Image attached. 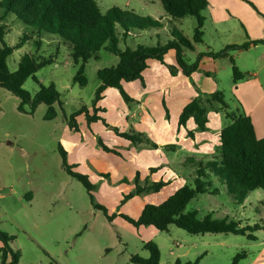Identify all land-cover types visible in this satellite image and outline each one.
Masks as SVG:
<instances>
[{"label": "rangeland", "instance_id": "1", "mask_svg": "<svg viewBox=\"0 0 264 264\" xmlns=\"http://www.w3.org/2000/svg\"><path fill=\"white\" fill-rule=\"evenodd\" d=\"M97 1L103 14H108L112 7H118L132 10L145 19L161 20L164 25L159 29L136 30L144 35L136 39L128 37L126 45L119 33V48L122 50L126 47L135 49L137 45L152 47L171 41V20L185 38L193 41L196 19L189 16L179 20L164 18L158 0ZM2 23L6 27L5 44L16 47L7 58L8 70L15 72L26 54L39 59L54 57V63L36 72L35 79L28 78L23 89L34 96L39 90V83L43 86L53 84L61 100V106H55L57 117L44 120L46 105L40 104L33 115L21 113L17 110L20 100L0 88V231L14 237L10 246L19 253L18 264H133L131 256L148 258L149 253L143 246L149 241L159 248V264H174L177 260L185 263L198 258L199 264H231L234 256L242 252H247V258L238 264H255L259 248L245 236L190 235L174 226L166 232L152 227L135 230L120 218L109 223L101 212L93 209L84 187L62 168L58 143L67 147V162L78 165L76 171L88 175L94 184L92 194L96 204L105 206L110 214L121 212L132 218L139 217L144 205L161 204L180 186L193 185L195 168L185 165L183 158L198 154L190 152L194 142L188 138L175 140L174 137L180 111L190 100L187 95L178 89L164 92L152 83L141 97L142 116L134 121L122 117L125 103L121 98L115 100L110 97L107 103L106 119L116 123L114 128L118 132L139 134L151 142H162L165 144L160 145L162 150L144 142L133 144L121 139L100 122L95 123L91 134L85 115L76 119L77 122L79 120L80 133L73 132L69 129L68 117L82 107L92 113L91 103L100 86L96 73L100 69L116 66L118 57L101 50L98 59L89 60L85 66L86 86L73 85L77 68L70 59L67 46L61 45L54 36L44 34L38 37L36 33L26 31L14 16L5 17ZM236 25L234 22L230 26H213L204 20L203 43L195 44L194 52L184 49L186 61L193 63L196 56L206 52L207 48V51L218 53L227 46H235L236 49L228 51V55L234 58L241 73L260 70L261 63L257 58L263 56L264 44L250 50L239 48L252 41L243 28ZM38 41L40 48L36 47ZM214 66L218 69L217 73H213ZM203 71L204 74L210 73L207 78L200 79L202 83L199 86L203 89H195L197 86L194 84V98L203 96L206 100L211 92L219 91L232 107L234 84L229 60L219 58L214 65L205 66ZM259 77L264 82V71H259ZM130 107L132 110L135 108L132 104ZM219 107L220 104L214 102L209 110L211 112L214 108L219 113L222 129L225 120ZM23 108L29 113L28 105ZM98 115L102 117L104 113ZM212 139L211 156L215 161L219 159V147L217 137ZM99 140L116 154L102 151ZM172 144L177 145L173 151L163 148ZM199 144L197 141L194 146ZM201 161L211 160L202 158ZM136 172L139 173V186L147 188L163 182L166 187L159 193L146 191L121 206L123 196L135 189ZM211 179L215 180L212 188L220 189V193L197 195L189 202L185 212L196 211L198 218L210 214L217 219L228 212L242 223L264 227L261 221L264 218V194L261 190L251 192L250 198L241 207L226 194L217 178L211 176L208 181ZM229 219L232 220V217ZM254 235L262 239L264 231L258 230ZM1 260L0 255V264Z\"/></svg>", "mask_w": 264, "mask_h": 264}, {"label": "trees", "instance_id": "2", "mask_svg": "<svg viewBox=\"0 0 264 264\" xmlns=\"http://www.w3.org/2000/svg\"><path fill=\"white\" fill-rule=\"evenodd\" d=\"M160 1L164 13L175 20L185 17L196 19L193 41L188 40L183 34L172 25L170 33L172 40L165 44L146 47L137 45L135 49L129 47L123 50L119 48L120 38L126 45L131 30L143 31L149 28H160L162 25L152 18L148 19L136 14L132 10H122L112 7L108 14H103L97 0H0V88L10 92L20 100L17 110L21 113L33 115L40 104L47 106L44 120H53L57 117L56 105L61 106L60 94L53 84L43 86L39 83V90L34 96L23 89V85L28 78L35 79V74L45 66L54 63V57L39 59L34 55H24L19 61L15 72H10L7 68V58L16 47L5 44L6 27L3 19L14 16L25 26L26 31L34 32L38 37L48 34L56 37L61 45H65L70 50L69 56L75 65L76 74L73 78V85L85 87L87 79L85 77V66L89 60L98 59V53L105 50L118 57L116 66L104 68L97 71L96 76L100 82L91 103L92 113L85 107L72 113L67 123L69 129L78 133L77 117L85 115L87 127L90 130L91 124L100 122L105 128L112 130L115 136L133 144L144 142L154 149L158 145L149 141L139 134L120 133L114 127H110L98 113L104 110L98 107V103L103 100L104 92L107 89H116L125 104L133 102L132 98L124 90V83L143 81V72L147 68L149 60L164 63V57L170 52L175 53V66H166L172 76L178 70L185 77H190L199 69V64L204 57H209L214 61L228 59L233 72V84L246 79V75L241 73L228 51L236 49L235 46H228L218 53L206 52L197 55L196 60L189 64L184 56V49L194 51L195 44H202L203 40V12L208 6L207 0H158ZM26 36L22 41H25ZM40 40V38H39ZM250 44H264V40L252 41L239 48L246 49ZM40 41L36 42V47L40 48ZM210 107L214 102L220 104L218 109L223 115L225 125L220 131L219 159L215 161H196L194 159L185 160L184 164L195 168V178L193 185L184 184L177 189L161 204H146L137 218H132L123 213H109V210L100 204H96L93 198L94 184L86 174L76 171L78 165L67 162L68 153L61 143L57 144V151L61 159L64 172L72 179L80 183L88 195L91 206L94 210L103 214L107 222L111 223L120 218L135 230L142 227H152L159 232L168 231L174 226L190 235L204 234H232L245 236L250 241H255L254 233L263 230L264 227L256 225L242 226L241 222L228 220L227 218H213L207 214L203 218H198L196 211L185 212L189 202L199 194H219L217 188L211 189L208 178L214 176L225 186L226 194L237 204H241L251 192L261 190L264 192V138L258 139L255 134L251 119L246 115L235 101L231 107L225 100L221 92L209 95L206 99ZM24 105L30 107L29 113L23 108ZM214 109V108H213ZM208 108L204 104L202 97H197L189 102L181 111L178 119V127L185 128L187 122L192 119L198 131L204 132L208 123ZM188 137L194 139V134L188 132ZM98 143L102 151L114 153V150L106 147L100 140ZM167 146L164 148H173ZM139 173L136 172L135 189L123 196L120 203L122 206L126 201L146 191L159 193L166 184L156 183L151 187H141L138 184ZM14 237L0 231V255L1 264H18L19 253L10 246ZM143 248L149 253L148 258L137 255L131 256L130 262L133 264H159L160 251L155 243L149 241ZM246 253L242 252L234 256L231 264H238L245 259ZM9 259V262H7ZM200 258L195 261L185 263L177 260L174 264H199Z\"/></svg>", "mask_w": 264, "mask_h": 264}, {"label": "crops", "instance_id": "3", "mask_svg": "<svg viewBox=\"0 0 264 264\" xmlns=\"http://www.w3.org/2000/svg\"><path fill=\"white\" fill-rule=\"evenodd\" d=\"M207 2H208V6L206 10L204 11L206 16L203 14L205 21L208 20V22H210L213 26H230V25H233L234 22H236L237 24L236 26L238 27L241 26L243 28V30L246 33V36L249 37L250 41L264 40V0H207ZM162 16L164 18L168 17L165 13H162ZM153 20L160 22L162 25L161 20L160 21L155 20V19ZM170 25L171 26L174 25L172 20L170 21ZM163 26L164 25H162L160 28H162ZM154 29H159V28H154ZM143 35H141V33H138L136 30H131L129 32L130 38L136 39L139 36H143ZM257 46L258 45L250 44L246 50L257 48ZM208 49L209 48H207V50ZM207 50L206 52H210ZM194 51H195V46H194ZM206 52H203V53H206ZM257 60L260 61L261 63L260 70H253V71L245 72L246 79L238 82L236 85H233L232 95L234 96V99H233L234 104H235V101L238 102L241 108L243 109L244 113L250 117L251 122L254 126L256 137L258 139H263L264 138V82H262L261 78L259 77V71L261 70L264 71V54L263 56L257 58ZM214 62L215 61L213 59L209 57H204L199 64V69L196 72H194L190 77H185L181 73L180 70H178L175 76H172L166 67V66L176 67L175 53L173 51H170L164 57V63H165L164 65L158 61L149 60L147 64L148 66L142 74L144 84H142L140 81H135L132 83H124L123 85L124 90L133 100V102L130 104L134 105L135 108L132 110L130 107V104H128V106H126L125 104L124 114L122 117L125 118V120L134 121L135 119H138L139 117L142 116V113L140 112L142 108L141 97L144 93L148 92V88L149 86L152 85V83H155V85L158 88L164 90V92H166L167 90L178 89L181 91L183 95H187L190 98L188 103L191 102L193 99H195L194 98L195 93L193 92L194 84L197 86L195 89H199V90L203 89L202 86H199L202 83L200 79L204 76L206 77V75L208 77L210 73L208 71V73L204 74L205 71L203 70H205V66L209 65L210 63L214 65ZM217 71H218L217 67L214 66L213 73H217ZM140 85L142 86L141 90H140L141 88ZM216 92H219V91H216ZM216 92H211L210 94H213ZM110 97L114 98L115 100H118V98H121L116 89H107L104 92L103 100L98 103V107L104 110V112H102L104 113V116H102L101 118L103 119L105 118L104 119L105 122L110 127H115L116 123L108 122V120L106 119L107 106H108L107 103ZM200 97H202L204 104L207 106L209 110L210 105L207 103L206 100H204L203 96H200ZM183 108L181 109V111L183 110ZM207 117H208V123L206 126V130L204 132L197 130V127L194 124L192 119H190L187 122V125L185 128L183 127L179 128L178 121H177V127L174 130L175 140H181V139L188 138L194 143L197 141H199L200 143L196 147L194 146V143H193L190 149V152L198 153V154L197 155L190 154L189 156H184L185 158H183V160L194 159L196 161H201L202 158L203 159L206 158V160L212 161L213 156H211L212 148H211L210 143L213 142V139H212L213 136L217 137L216 144L220 149V144H221L220 143V131H221L220 115L219 113L215 111V109H213L211 112L210 110L208 111ZM178 119H179V116H178ZM78 124H79V120H78ZM94 125L95 123L91 125L90 130L88 129V131L91 134H93L94 132L93 130ZM105 129H108V128H105ZM188 132H192L194 134V139H191L188 137ZM154 143L158 145L159 150H162V148H160V145H165V144H162V142L154 141ZM168 146H174L173 148H168L169 151H173L176 149L177 145L172 144ZM63 147L65 148V150L67 149L65 145H63ZM164 147H167V145ZM180 149H181V146H180ZM209 149L210 151H208ZM192 168L193 167H191V169ZM214 182L215 180H212V179L210 180L211 189H213L212 187L214 185ZM221 186L223 187V189H225L224 185H221ZM218 190L220 193L221 190L220 189ZM0 193H1V190H0ZM262 196L264 197V195ZM248 198H250V196H248L245 199V201L239 205L243 207L244 204L247 202ZM223 215H224L223 218H227L228 220H230L229 217H232L233 221L241 222V220L236 219V216H232V214H229L228 212H225ZM261 221L264 223V218H261ZM241 225L245 226L248 224L241 222ZM254 236L256 237V240L254 241L255 245H257V248H259L258 257H257V260L255 261V264H264V238L260 239L257 235H254ZM221 243L223 244V242H219V244ZM245 253H246L245 259H246L247 252ZM250 264H254V263H250Z\"/></svg>", "mask_w": 264, "mask_h": 264}]
</instances>
